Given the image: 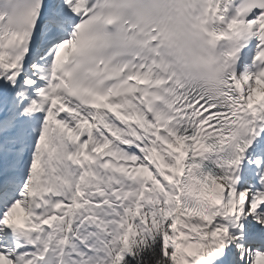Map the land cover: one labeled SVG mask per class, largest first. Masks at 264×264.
Wrapping results in <instances>:
<instances>
[{"label": "snow or ice", "instance_id": "6c2138e0", "mask_svg": "<svg viewBox=\"0 0 264 264\" xmlns=\"http://www.w3.org/2000/svg\"><path fill=\"white\" fill-rule=\"evenodd\" d=\"M0 264H264V0H0Z\"/></svg>", "mask_w": 264, "mask_h": 264}]
</instances>
